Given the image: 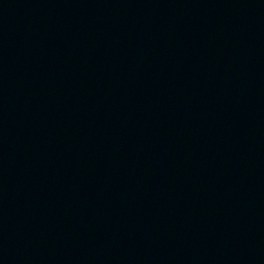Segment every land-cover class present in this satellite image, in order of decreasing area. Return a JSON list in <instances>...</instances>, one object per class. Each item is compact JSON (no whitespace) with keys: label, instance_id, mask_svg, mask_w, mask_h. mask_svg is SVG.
<instances>
[{"label":"water","instance_id":"95a60500","mask_svg":"<svg viewBox=\"0 0 264 264\" xmlns=\"http://www.w3.org/2000/svg\"><path fill=\"white\" fill-rule=\"evenodd\" d=\"M264 105V0H0V264H162Z\"/></svg>","mask_w":264,"mask_h":264}]
</instances>
